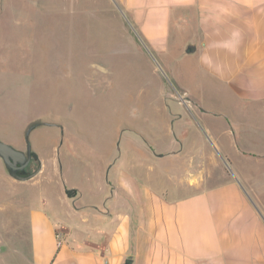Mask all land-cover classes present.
I'll return each instance as SVG.
<instances>
[{"label":"crops","instance_id":"0c3cea01","mask_svg":"<svg viewBox=\"0 0 264 264\" xmlns=\"http://www.w3.org/2000/svg\"><path fill=\"white\" fill-rule=\"evenodd\" d=\"M113 1L167 66L174 54L180 66L194 60L199 89L179 99L196 110L214 147L185 113L171 112L159 133L148 132L152 139L133 131L134 145L127 142L131 130L122 133L120 155L133 151L136 161H115L98 202L72 186V197L62 193L71 221L51 200L29 209L25 264H264L263 217L225 170L211 180L219 149L232 160V152L264 158V139L260 154L247 146L249 134L264 135V0ZM226 99L236 111L214 108ZM163 134L168 141L158 147ZM163 157L168 178L183 192L172 195L151 175Z\"/></svg>","mask_w":264,"mask_h":264},{"label":"rangeland","instance_id":"374dc122","mask_svg":"<svg viewBox=\"0 0 264 264\" xmlns=\"http://www.w3.org/2000/svg\"><path fill=\"white\" fill-rule=\"evenodd\" d=\"M174 58L167 66L151 52L113 0H0V139L25 150L27 126L40 123L29 140L41 162L36 175L17 180L0 158V264H25L28 211L42 199L54 202L69 221L65 188L78 187L84 198L99 201L100 186L115 176V161H136L133 151L120 155L122 133L131 130L127 142L134 145L133 131L152 139L148 132L159 133L171 112L185 113L198 124L205 144L214 147L196 110L179 99L199 89L195 62L180 66ZM213 103L215 109L227 105L236 111L230 100ZM253 120L259 123L258 117ZM163 135L158 147L168 141ZM249 135V151L260 154L264 135ZM218 152L221 165L213 167L211 180L225 170L264 220V158L232 152V160ZM161 159L151 175L172 195L183 192L167 176L168 158ZM35 167L31 162L29 168ZM135 172L146 175L141 167Z\"/></svg>","mask_w":264,"mask_h":264},{"label":"water","instance_id":"95a60500","mask_svg":"<svg viewBox=\"0 0 264 264\" xmlns=\"http://www.w3.org/2000/svg\"><path fill=\"white\" fill-rule=\"evenodd\" d=\"M39 124L40 123H32L27 126L24 132L25 150L19 149L11 143L0 139V158L8 174L17 180H27L36 175L41 168V162L36 152L32 150L29 140L31 130ZM32 157L38 161L37 167L31 172L21 173L26 171L25 168Z\"/></svg>","mask_w":264,"mask_h":264},{"label":"flooded vegetation","instance_id":"af4514ba","mask_svg":"<svg viewBox=\"0 0 264 264\" xmlns=\"http://www.w3.org/2000/svg\"><path fill=\"white\" fill-rule=\"evenodd\" d=\"M33 161H36V167H37L38 161L34 157H32L31 160L29 161L28 165L25 168L26 171L21 172V173H28V172H31L32 170H34L36 167L34 169H30L29 168L30 163L33 162Z\"/></svg>","mask_w":264,"mask_h":264},{"label":"trees","instance_id":"16d2710c","mask_svg":"<svg viewBox=\"0 0 264 264\" xmlns=\"http://www.w3.org/2000/svg\"><path fill=\"white\" fill-rule=\"evenodd\" d=\"M65 194L68 196V197H72L74 194H75V189H71V188H65Z\"/></svg>","mask_w":264,"mask_h":264}]
</instances>
